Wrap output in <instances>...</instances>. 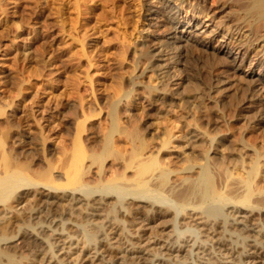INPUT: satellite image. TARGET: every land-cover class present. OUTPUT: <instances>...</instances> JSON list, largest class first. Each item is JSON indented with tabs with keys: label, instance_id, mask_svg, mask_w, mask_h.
Listing matches in <instances>:
<instances>
[{
	"label": "rangeland",
	"instance_id": "rangeland-1",
	"mask_svg": "<svg viewBox=\"0 0 264 264\" xmlns=\"http://www.w3.org/2000/svg\"><path fill=\"white\" fill-rule=\"evenodd\" d=\"M76 1L85 8L82 18L54 17L55 6L65 12ZM168 1L173 2L184 21L179 30L186 23H193L201 32L194 38L207 41L208 46L199 52L197 46L189 44L183 66H175L168 80L160 82L151 72L138 78L139 67L149 59V53L145 54L140 47L142 41L155 38L159 40L156 47L166 41V33H155L149 19L156 12L158 19L167 20L164 17L169 15ZM232 2L0 0V100H13L16 105L6 109L9 115L0 119V129L19 125L24 136L31 138L39 137L42 130L49 133L45 135L48 144L39 147L51 149L54 155L45 158L56 160L55 150L58 152L67 143L64 128L79 120L75 112L77 116L80 114V119L84 110L94 116L86 122L94 140L85 137L86 142L89 140L85 143L88 150L94 151L101 149L105 128L113 125V121L117 125L120 117L121 129L118 125L117 128L128 137L122 135L120 145L125 148L121 154L131 152L134 144L144 143L139 158L144 161L157 157L160 161L164 172L157 171L148 180L151 191L169 197L167 192L170 193L171 187L181 190L180 184L197 177L206 166L214 176L217 189L223 192L224 186H243L241 182L245 183L248 166L257 161L259 167L253 177L257 175L250 183L253 188L250 205L264 209V87L253 79L258 75L264 79V21L243 18L244 8ZM62 22L67 23L64 26ZM80 45L85 47L84 55ZM229 49L234 59L226 58L221 52ZM218 66L221 69L215 72ZM170 79L179 85L172 86ZM135 82L142 84L137 86ZM169 87L173 97L160 99L159 90ZM55 100L64 104L62 108ZM81 100L85 102L79 107ZM118 101L122 103L116 107L114 102ZM111 111L116 112V119L115 114L109 116ZM126 134H131V138ZM122 156L124 161L120 159L119 164L111 157L103 165L99 163L100 172L97 164L89 166L86 185L94 188L99 182L105 184L117 173L116 178L125 176L128 182L124 183L132 186L128 183H133L134 170H125L129 161ZM59 173L56 169L53 175L62 181ZM241 194H236L234 200L239 195V200L242 199L244 194ZM20 216H16L17 220L25 219V215ZM261 222L264 223V213ZM22 254L24 259H33L27 251Z\"/></svg>",
	"mask_w": 264,
	"mask_h": 264
},
{
	"label": "bare ground",
	"instance_id": "bare-ground-1",
	"mask_svg": "<svg viewBox=\"0 0 264 264\" xmlns=\"http://www.w3.org/2000/svg\"><path fill=\"white\" fill-rule=\"evenodd\" d=\"M232 3L244 8L243 18L264 21V0H233ZM62 9L54 7L55 18H71L72 15V18H82L85 12L78 1L71 8H65V12ZM167 9L169 15L164 17L167 20L158 19L156 12L149 20L155 33H166V41L162 44L169 45L156 47L159 40L155 38L142 41L140 47L145 54L149 53V59L140 64L138 78L151 72L160 82L168 80L173 68L187 59L189 44L197 46L199 52L208 46L207 41L195 39L201 32L193 23H186L179 30L184 21L173 2H167ZM221 52L226 58L234 59L230 49ZM220 69L218 66L214 70L218 72ZM253 79L264 87L263 77L258 75ZM169 81L172 86L177 85L171 79ZM141 84L136 83L137 86ZM168 89L159 90L160 99L173 97L172 89ZM5 101L0 100V119L9 115L8 108L16 106L13 100ZM55 101L62 108L64 104ZM83 101H78L80 105H77L82 107ZM120 101L114 102L116 107L122 103ZM113 111L108 113L109 116L116 113ZM75 113L79 120H73L74 123L64 128L63 137L67 143L58 152L55 150L56 160L53 157L46 159L53 154L51 149L39 147L49 140L46 141L45 136L49 133L44 134L43 130L40 133V130L39 137L31 138L25 137L17 124L0 129V227H3L0 229V264H264V223L261 222L264 209L250 205L253 189L250 183L257 175L253 177L259 167L257 161L245 167L248 170L247 178H243L245 183L241 182L243 186H224L221 192L215 185L213 174L205 166L197 177L185 179L186 182L180 184L181 190L171 187L170 193L167 192L169 197L163 196L148 187V180L155 172L161 171L160 161L157 157L144 161L139 158L143 150L141 144H144H138L141 139L137 141L139 146L134 144L137 147L133 145L131 152L121 154L125 147H121L120 142L125 131L117 128L120 117L117 125L113 121V125L105 128L106 133L102 131L105 134L101 135V149L99 151L98 147L94 151L86 146L93 137L86 122L93 115L84 110L80 119V114ZM63 114L66 115L65 111ZM127 135L131 138V134ZM87 136L89 140L86 142ZM88 151L92 152L89 154ZM122 155L129 161H125V170H134L133 183H128L132 186L124 183L128 182L125 176L116 178L117 173L105 184L99 182L94 188L86 185L89 166L102 164L109 157L119 164ZM100 164L96 165L99 172ZM56 169L61 171L62 181H57L53 175ZM101 173L104 172L101 170ZM240 191L244 194L242 199L239 200V195L234 200ZM20 215H25V219L17 220L16 216L20 218ZM22 251L32 254L33 259H24ZM15 252H19L18 255Z\"/></svg>",
	"mask_w": 264,
	"mask_h": 264
}]
</instances>
